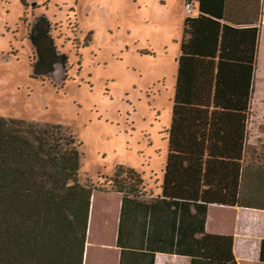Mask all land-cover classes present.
<instances>
[{"label": "trees", "instance_id": "16d2710c", "mask_svg": "<svg viewBox=\"0 0 264 264\" xmlns=\"http://www.w3.org/2000/svg\"><path fill=\"white\" fill-rule=\"evenodd\" d=\"M237 1L251 0H186L199 16L184 21L159 197L200 221L210 205L264 210V163L246 157L260 27L228 24ZM80 144L59 125L0 118V264H83L93 192L148 195L123 166L109 184L83 182ZM233 247L203 235L200 263L238 264Z\"/></svg>", "mask_w": 264, "mask_h": 264}, {"label": "rangeland", "instance_id": "374dc122", "mask_svg": "<svg viewBox=\"0 0 264 264\" xmlns=\"http://www.w3.org/2000/svg\"><path fill=\"white\" fill-rule=\"evenodd\" d=\"M185 5L186 0H0V118L70 132L81 143V180L88 185L109 184L123 166L159 192ZM42 35L54 40L57 55L49 74L36 71V39ZM260 59L255 97L264 100V31ZM258 103L252 101L253 143L264 129Z\"/></svg>", "mask_w": 264, "mask_h": 264}, {"label": "crops", "instance_id": "0c3cea01", "mask_svg": "<svg viewBox=\"0 0 264 264\" xmlns=\"http://www.w3.org/2000/svg\"><path fill=\"white\" fill-rule=\"evenodd\" d=\"M232 2L233 0L229 9L234 5ZM244 5H247V11L244 10ZM236 6L232 16L228 17L229 25L241 28L257 22L260 27L253 103L257 100L258 105L264 107V100L255 97L264 31V0L260 6L256 5L255 0L246 3L237 1ZM187 15L196 18L199 11H191ZM188 16L182 12L179 15L183 31L184 21ZM182 38L183 34L180 37V48ZM261 128L255 136L256 143H253L249 125L246 149L248 161L250 157L256 161L257 157V163H264V143L258 144V141L264 140V129ZM146 192L148 195L144 197H129L126 201L124 193L118 191L112 190L107 194L93 192L83 264H201L198 254L203 235L232 237L238 264H264L260 260L264 241V210L210 205L205 220L200 221L201 217L195 207L189 208V216L170 205L168 200L160 198L161 190L154 193L147 188ZM201 223L203 232L202 229L198 230ZM169 235L175 238L174 246L167 242Z\"/></svg>", "mask_w": 264, "mask_h": 264}, {"label": "flooded vegetation", "instance_id": "af4514ba", "mask_svg": "<svg viewBox=\"0 0 264 264\" xmlns=\"http://www.w3.org/2000/svg\"><path fill=\"white\" fill-rule=\"evenodd\" d=\"M37 55H38V67L36 71L38 73L49 74L52 71L54 62L57 61V55L54 53V40L46 35L38 36L36 39Z\"/></svg>", "mask_w": 264, "mask_h": 264}, {"label": "built area", "instance_id": "2783aa9c", "mask_svg": "<svg viewBox=\"0 0 264 264\" xmlns=\"http://www.w3.org/2000/svg\"><path fill=\"white\" fill-rule=\"evenodd\" d=\"M192 7H193V5H192L191 3H188V4L186 5V11H187V13H191V11H192Z\"/></svg>", "mask_w": 264, "mask_h": 264}, {"label": "water", "instance_id": "95a60500", "mask_svg": "<svg viewBox=\"0 0 264 264\" xmlns=\"http://www.w3.org/2000/svg\"><path fill=\"white\" fill-rule=\"evenodd\" d=\"M44 73H46V72H44Z\"/></svg>", "mask_w": 264, "mask_h": 264}]
</instances>
